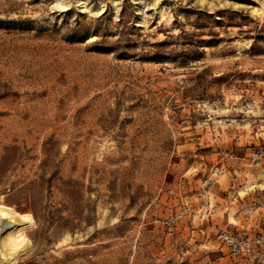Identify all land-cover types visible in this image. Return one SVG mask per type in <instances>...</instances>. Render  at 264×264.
<instances>
[{"label": "rangeland", "instance_id": "1", "mask_svg": "<svg viewBox=\"0 0 264 264\" xmlns=\"http://www.w3.org/2000/svg\"><path fill=\"white\" fill-rule=\"evenodd\" d=\"M0 211L5 264H264V0H0Z\"/></svg>", "mask_w": 264, "mask_h": 264}, {"label": "built area", "instance_id": "2", "mask_svg": "<svg viewBox=\"0 0 264 264\" xmlns=\"http://www.w3.org/2000/svg\"><path fill=\"white\" fill-rule=\"evenodd\" d=\"M225 239L231 254L235 257L245 256L252 260L260 258L264 253V232H260L252 238L226 234Z\"/></svg>", "mask_w": 264, "mask_h": 264}, {"label": "bare ground", "instance_id": "3", "mask_svg": "<svg viewBox=\"0 0 264 264\" xmlns=\"http://www.w3.org/2000/svg\"><path fill=\"white\" fill-rule=\"evenodd\" d=\"M0 220H1V222L3 221V222H5V224L3 225L4 226V228L5 227H8V226H11V225H13V224H15V223H20L21 221H20V218H17L16 217V214H14L13 212H10V211H7V212H1L0 211ZM1 224V223H0ZM4 228H2V227H0V231L2 230V229H4ZM26 246V243H24V244H22V245H20L19 247H17L16 249H14L13 251H7L5 248H1L0 249V258H1V260L3 261V263L5 264V263H9L11 260H12V258H13V256L15 255V254H17V252L20 250V249H22V248H24Z\"/></svg>", "mask_w": 264, "mask_h": 264}]
</instances>
